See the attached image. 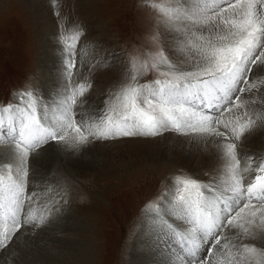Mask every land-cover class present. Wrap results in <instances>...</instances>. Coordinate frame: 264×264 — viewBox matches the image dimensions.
<instances>
[{"label":"snow or ice","instance_id":"obj_1","mask_svg":"<svg viewBox=\"0 0 264 264\" xmlns=\"http://www.w3.org/2000/svg\"><path fill=\"white\" fill-rule=\"evenodd\" d=\"M164 31L162 46L99 104L95 80L73 81L81 30L64 38L62 91L51 102L40 90L0 107V249L23 228L40 227L68 203L36 205L45 192L33 161L52 151L74 157L95 141L201 136L222 167L207 180L189 174L146 203L152 246L165 264H264V158L249 147L264 130V0H150ZM110 55L116 62V53ZM112 64L103 71H110ZM153 72L151 82L140 80ZM98 99V98H97ZM62 201V203H61ZM45 213H47L45 215Z\"/></svg>","mask_w":264,"mask_h":264},{"label":"rangeland","instance_id":"obj_2","mask_svg":"<svg viewBox=\"0 0 264 264\" xmlns=\"http://www.w3.org/2000/svg\"><path fill=\"white\" fill-rule=\"evenodd\" d=\"M149 2L150 0H42L46 12L35 0H0V107L8 103L14 105L19 96L37 89L48 102L56 98L57 96L51 98L46 95L45 91L51 95V91L47 90L54 75L58 77L60 74L58 82H55L56 87L65 83L61 75L64 38L81 30L87 32V39L82 38L77 42L80 55L76 58L77 70L73 81L86 84L88 79L84 81L82 76L89 75L92 80L100 82L97 91L101 100L103 93H114L130 80L146 58L154 55L162 46V38L158 39V35L164 28L158 24L150 8L143 6ZM91 49L95 55L90 52ZM111 53L117 54L115 63L110 55L105 58L106 54ZM101 59L103 62L109 59L113 65L110 71L105 72L106 76H97L100 70H91ZM91 62L93 64L89 65ZM116 63L118 66L114 67ZM157 75L153 72L142 77L140 82H151ZM93 90L92 93L95 92ZM54 94L55 91H52V95ZM168 134L178 136L169 132L154 138L95 141L94 143H109L107 148L95 153L93 160L99 162L100 169L97 172L87 170L78 173L75 178L67 179L66 183L71 188L58 192L59 195H48L52 200H60V196L67 193V211H64L66 220L61 218L59 222L62 220L61 224L65 226L64 223L73 217L72 222H78L81 229L84 227L86 238L75 237L79 235L77 232H73L74 236L71 237L67 234L64 236L63 226L54 230L55 227L49 225V222H53L50 219L54 216L59 219L61 213H58L40 227L23 228L24 232L21 230L22 236H34V244L42 243L45 251L41 260L38 258L39 261L36 260L35 263L23 262L24 260L8 263L9 260L6 259L3 263L43 264L45 258H50L54 264H130L135 239L143 232L142 225L146 226V203L157 192L163 194L167 190V178L174 181L178 175L187 177L189 174L204 178V174L199 171L184 169L182 165L171 163L182 157L173 151L168 153L169 163L153 162L162 155L161 152L164 154L163 147L167 142L164 138ZM176 143L180 144V141ZM176 143L171 140L168 144L178 146ZM89 146L92 145L89 144L82 151H92ZM260 147L262 149L256 151L259 153L257 156L264 158V144ZM0 148L8 149V146L0 145ZM54 155L58 154L51 153V156ZM184 156L183 158L188 157ZM207 176L205 173V177ZM43 196L36 205L37 215L48 200L46 195ZM36 233L43 236L52 233L54 237H49L50 240L46 243L43 242V236L38 237ZM36 240L38 241L35 242ZM84 240H89L90 244H86L87 241ZM11 246L12 243L7 248L0 249V255ZM56 251L62 252V258L55 255Z\"/></svg>","mask_w":264,"mask_h":264},{"label":"bare ground","instance_id":"obj_3","mask_svg":"<svg viewBox=\"0 0 264 264\" xmlns=\"http://www.w3.org/2000/svg\"><path fill=\"white\" fill-rule=\"evenodd\" d=\"M35 1H36L38 6H43V3H41L42 0L41 1L35 0ZM43 11H46L45 6H43ZM90 52H92V54H94V50L92 51V49H91ZM97 55H98V53H97ZM102 62H103V59H101V61L99 60V63H95V66L93 65L94 67L91 68V70L92 71L94 70L95 72H97V70H100L99 72H97V74H96L97 76L98 75L106 76L105 75L106 71H103L102 69L105 65L111 64V61L109 59H105L104 62L103 63ZM91 64H93V62H91L89 65H91ZM116 66H118V64L114 65V67H116ZM59 75H58V77H59ZM56 76L57 75H54L51 77V79H50L51 83L49 84V90H47L49 92L51 91V95H52V91H55V94L51 96L50 94H47V92L45 91V94L49 95L51 98L58 96V94L62 91V84L63 83L60 84L59 88L55 86V82L56 81L58 82V79H57L58 77H56ZM83 77H84V81L87 79H88V81L92 80V78H90L89 75H83L82 78ZM93 78H94V75H93ZM81 81H82V79H81ZM88 81H86V82H88ZM99 83L100 82L95 81V84H97V85H94V87L92 88V90L94 89L93 92L94 91L95 92L92 93V91H91V98L96 99L97 104H99L101 101L100 94L97 91V89L99 87ZM97 97H98V99H97ZM165 137L166 138H164V140L166 139L167 142L164 143V147H163V150L165 149L163 151L164 154L161 152L162 155L160 157H157V160L155 159L156 161H153L154 163H159L160 161H162L163 163H166V164L169 163L168 162V160H169L168 159V153L170 151H173L177 155L181 154L182 157H179V161L182 162V159H183V162L181 163V162L175 160V161H172L171 163H174V164L180 165V166L182 165V167H184V169L188 168L189 170H193L195 172H198V171L201 172L202 174H204L203 180H207L210 176L215 175L217 173V170L222 167V161L218 160L213 154V148L215 146L212 145L210 147L209 143H206L207 138L201 137V136H192V137L181 138L179 136H174V135H169V134ZM171 137H174L176 139L174 140ZM183 137H185V136H183ZM171 140L174 141L175 143H176V141H180V144H177V143L175 144L178 146L169 145L168 143H170ZM138 142H140V141H138ZM155 142H157V141H155ZM107 144H109V143H92V144H90L92 146H89L92 148V151H90V152H89V150L85 151V152L82 151V152H79L78 154H76L74 157H68V156L63 155L62 153L58 154V155L51 156V153H53V152L49 151L34 161V165L37 166L36 167V175H35L34 179L39 180L41 177H43L45 182H46V185L50 186L51 188H55L57 190V192H61L64 190L66 191V188L70 187L66 183L67 179H70V178L73 179L76 177V174L82 173V172L87 171V170L90 172L92 170L97 172V170L100 169L99 162L98 161L95 162L93 159H95V157H94L95 153L99 149L107 148L106 147ZM111 144L113 145V143H110V145ZM263 144H264V130L258 129V130H256L255 134L250 138L249 147L251 148V150L253 152L256 153V151H261L262 148L260 146ZM7 152H8V149L0 148V157H4L7 154ZM89 153H90V155H88ZM256 154H259V153H256ZM183 156L184 157L188 156V157L183 158ZM205 173L208 174L207 177H205ZM53 193L56 194V192L49 191V192H45L44 195H46L45 197L48 198V195H54ZM64 211H67L65 205L63 206V211L61 212L62 217L60 216V218L58 219V218H55V216H54L55 221H54V218L50 219L53 222L50 221L49 225H51V226L53 225L55 227L54 230H57V227H59L61 229V227L63 226V224H61L62 220H61V222H59V220L61 218L64 219ZM68 213H69V210H68ZM66 217H67V215H66ZM73 219L74 218L71 217L66 222V224L64 223V225H65V226H63L64 236H65V234H67L68 236L71 237L74 234L73 232H77V233H79V235H76L75 237L78 236V237L85 239L87 236L86 235L87 232L85 231L84 227H83V229H81L82 227H79L78 222H72ZM64 220H66V219H64ZM76 227H79V228H76ZM147 227H148L147 225L144 227L142 225V228H144L143 232L140 235L138 234L139 236L135 239V242H134V245L132 248V252H131V258L132 259L129 263L130 264H165V261L168 259V254L161 252L152 246L151 238L146 237L143 234L147 231ZM54 230H52V231L54 232ZM38 232H40V231H38ZM40 233H38V234L36 233V236H38V237L43 236V234H40ZM61 234L62 233H60V235ZM26 235L27 236L25 237V236H22V233L18 234L19 238L16 239L12 243V246L9 248V250L1 253V255H0V262L1 263L5 262L6 259L9 260L8 263H10V262L13 263L15 261L18 262V261H23V260H24L23 262L35 263L38 258L40 260L43 258L42 253H44L45 250H43L44 248H43L42 243L41 244L40 243L34 244L32 242L33 239H35V238H33L34 236L28 235V234H26ZM46 235H48V236L45 237ZM45 236H43V239H44L43 242H46V243L49 242V240H50L49 237L50 238L54 237V235L52 233H46ZM63 239H66V238H63ZM72 239H69V240H72ZM37 241L38 240H36L35 242H37ZM84 241L85 242L87 241L86 244H90L89 240H84ZM39 244H40V246H39ZM258 246H264V244H258ZM44 247H46V246H44ZM57 250H59V249H57ZM54 253H55V255H57V257L60 254L62 255V252H60V251L58 253H57V251ZM46 254L48 256V253H46ZM70 254H72V253H70ZM61 255H60V257L62 258ZM45 259L46 260L43 264H54V261H51L50 258H45ZM37 261H39V260H37ZM20 264H21V262H20Z\"/></svg>","mask_w":264,"mask_h":264}]
</instances>
